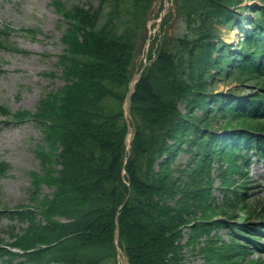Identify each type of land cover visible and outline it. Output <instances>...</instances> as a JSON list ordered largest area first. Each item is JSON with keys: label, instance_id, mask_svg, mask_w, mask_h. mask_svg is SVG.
<instances>
[{"label": "trees", "instance_id": "16d2710c", "mask_svg": "<svg viewBox=\"0 0 264 264\" xmlns=\"http://www.w3.org/2000/svg\"><path fill=\"white\" fill-rule=\"evenodd\" d=\"M245 1L173 0L131 97L134 137L124 161L122 104L153 0H52L66 23L57 56L64 85L35 113L0 105V115L38 126L44 174L32 173L33 194L40 183L54 191L0 211L22 225L10 226L13 241L0 240L2 262L117 264L115 214L129 195L117 225L130 264H186L188 247L204 264H264L249 258L264 256V203L252 206L245 192L252 154L264 160V0ZM220 26L238 27L239 42H224ZM218 83L233 86L217 91ZM181 153L185 164L176 162Z\"/></svg>", "mask_w": 264, "mask_h": 264}, {"label": "rangeland", "instance_id": "374dc122", "mask_svg": "<svg viewBox=\"0 0 264 264\" xmlns=\"http://www.w3.org/2000/svg\"><path fill=\"white\" fill-rule=\"evenodd\" d=\"M245 3L255 5L258 1L246 0ZM162 4V0L154 1L153 13L148 23L151 39L159 28L156 26V20ZM169 10L170 7L168 13ZM170 22L173 26L175 21ZM65 28L66 23L55 11L52 0H0V40L6 45L0 47V105L7 108L10 114L22 110L35 113L41 99L64 85L60 78L57 56L64 50L61 37ZM219 29L224 42L232 45L238 43L240 38L238 27L220 26ZM168 32L170 34L169 29ZM141 62L139 58L138 63ZM230 86L233 84L218 83L217 91H225ZM246 87V90L251 91L254 86ZM6 121V117L0 115V164L4 166V173L0 175V210L31 206L36 198L39 200L44 197L50 198L54 191L53 187L40 183L37 193L35 196L33 194L35 186L33 188L32 173L41 177L44 174L41 159L35 152L36 146L43 144L38 126L32 120L19 123ZM186 159V155L181 153L177 156L176 162L185 164ZM212 165L213 171H217L218 164L214 162ZM222 167L225 169L229 166L224 163ZM248 169L245 174L249 187L245 190L249 197L248 202L252 206L255 201L264 203V165L258 158L253 157ZM219 184L220 180L215 178L211 191L214 203L222 201V193L217 189ZM236 213L237 218L242 217L241 212ZM15 225L22 226L16 222H9L6 216L0 215V240L4 243L13 241L10 237V226ZM218 234L227 239L223 231H219ZM186 239L187 236H184L183 242ZM198 247L196 244L195 248ZM189 249L190 247L185 249L186 264H204L203 257L199 256L197 250L191 252ZM249 258L264 259V256L252 252ZM20 261L22 260L14 259L4 263L0 259V264H19Z\"/></svg>", "mask_w": 264, "mask_h": 264}, {"label": "water", "instance_id": "95a60500", "mask_svg": "<svg viewBox=\"0 0 264 264\" xmlns=\"http://www.w3.org/2000/svg\"><path fill=\"white\" fill-rule=\"evenodd\" d=\"M168 6H169L168 1L164 0V6H163V9L159 13V19L157 20V24L160 23V20L163 17L164 13L167 11ZM149 42H150V37H148V39L145 42L144 49L146 52L148 50ZM145 64L146 63L143 64V67L138 72H136L132 75V77L128 83V88H127V91H126V94H125L124 100H123V117H124V122L126 124V135L124 138L125 154L128 153L130 146H131V141H132L133 136H134L132 117H131V113H130L131 95L134 93V86L139 81L141 74L144 70ZM123 173H124V170H123ZM127 200H128V195L124 198L121 205L118 207V209L116 211V214H115L116 226H115L114 233H113V246L116 250L117 258L121 260L122 264H130V263L128 262L126 256L124 255V253L122 252V250L118 246L119 229H118V225H117V217H118L120 209L126 204Z\"/></svg>", "mask_w": 264, "mask_h": 264}]
</instances>
